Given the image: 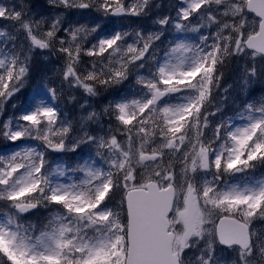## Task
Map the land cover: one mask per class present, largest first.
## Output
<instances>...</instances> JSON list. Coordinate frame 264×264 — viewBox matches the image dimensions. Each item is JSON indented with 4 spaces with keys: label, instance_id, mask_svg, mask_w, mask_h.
Instances as JSON below:
<instances>
[{
    "label": "snow or ice",
    "instance_id": "6c2138e0",
    "mask_svg": "<svg viewBox=\"0 0 264 264\" xmlns=\"http://www.w3.org/2000/svg\"><path fill=\"white\" fill-rule=\"evenodd\" d=\"M48 5L37 12L32 0H0V43L11 57L0 59V140L29 142L0 158L9 213L0 264H159L155 245L165 264H256L264 257L252 228L264 220V95L253 100L250 89L264 92V0H176L155 16L153 0ZM72 10L139 23L77 27L65 20ZM177 52L187 54L178 63ZM36 57L54 66L34 89L46 101L10 114ZM232 64L236 95L222 87ZM101 90L107 102L97 109L91 98ZM65 97L78 118H69ZM68 154L105 167L52 169ZM235 178L251 184H230ZM41 210L42 225L27 222ZM218 246L233 258L222 261Z\"/></svg>",
    "mask_w": 264,
    "mask_h": 264
},
{
    "label": "rangeland",
    "instance_id": "374dc122",
    "mask_svg": "<svg viewBox=\"0 0 264 264\" xmlns=\"http://www.w3.org/2000/svg\"><path fill=\"white\" fill-rule=\"evenodd\" d=\"M43 1L44 0H40V4H42ZM168 1H171V0H168ZM153 2H154V4L158 5V2H161V0H153ZM174 2H176V0H172L171 3L173 4ZM46 4H47V9H48V7H50L48 5V0H47ZM154 11L155 12L152 13L153 16H155L158 13H160L159 8L154 9ZM250 17H251V15H250ZM65 20L73 22L74 26H77V27L80 26V24H83L86 27H92L93 25H91V23H100L101 27H103L104 25H107L109 27L114 28V30H124V31H131L132 28L136 27L137 26L136 24L139 23V20L137 18H123L122 20L113 21V20H110L109 18L101 17V16H99V14L94 13V12H90V11H87V10H80V11L72 10L70 12H66L65 13ZM75 22L79 23V24H75ZM147 23H148V25H151L152 21H148ZM256 30H257V28H256ZM204 35L205 36L208 35L207 29L205 30ZM3 39L4 38H0V41H2ZM1 45L3 46V44L0 43V59H5L6 58L7 49L2 50L1 48H3V47H1ZM185 55H187V54L186 53L177 52V53L174 54L173 58L178 63L179 60L182 59L183 56H185ZM53 67L54 66H52V65H48L47 68H48V70L52 71ZM226 68H225L224 78L228 77V79H227V81L224 82L223 85H224V87H228L229 85H231L230 92L232 93V95H236L240 91V89H239V80H238L239 73L235 71V65L232 64L230 66V68H229V69H232V72H229L228 76H227L226 75ZM33 89L34 88H32V94L30 95V98L34 101V105H35L36 103H39L40 100L43 99V95L40 92L38 94H37V92H35L34 94H36V95H34V98H33V92H34ZM250 93H251V98L253 100H258L261 95H264V92L261 91L259 85H253L252 88L250 89ZM105 96H107V93H105V92H103V90H101V96L95 97V98H91L92 102H93V105L97 109L102 108L103 104L107 102L104 99ZM236 123H239V120H237ZM150 131H151V128H150ZM194 135H195V133H193V136ZM136 146L137 147L139 146L138 143H137ZM1 157L5 158V155L1 156ZM78 161H79V163H88V164L92 165L95 168L105 167L103 161H101L100 158L97 157V158L93 159L92 156H87L84 159H79V158L73 159V161H71L68 166H75ZM58 166L60 168H63L62 162H61V164H60V161L54 162V164L52 166V169H56ZM54 175H56L55 172H54ZM71 175L73 176L74 180H79L81 178L79 175H77L75 173H72ZM255 178L257 180L261 179V173L257 172ZM59 179L63 180L64 178L60 177ZM209 179H211V177H209ZM229 183L232 184V185H236V186H239L241 188H244L245 186L250 185L251 181L245 182L244 180H242L240 178H235V179L229 180ZM174 214H175V208H173L170 217L172 215H174ZM8 215L9 214H6V215L5 214H0V223H6L7 219H8ZM45 216H46V214L44 215V217ZM208 227H211V225H209ZM252 228L254 229L257 238L260 239V240H264V220H256L252 224ZM201 246H202L201 244H198L197 248L192 250L191 260H193V261L195 260V257H196V255L198 253V249ZM217 252L220 255L222 261H230L233 258V256H234V254L230 250L229 251H222V249L219 246L217 247ZM256 264H264V257L257 256L256 257Z\"/></svg>",
    "mask_w": 264,
    "mask_h": 264
},
{
    "label": "trees",
    "instance_id": "16d2710c",
    "mask_svg": "<svg viewBox=\"0 0 264 264\" xmlns=\"http://www.w3.org/2000/svg\"><path fill=\"white\" fill-rule=\"evenodd\" d=\"M32 2L34 3L35 10L37 12H42L43 10L47 9V4H46L47 0H44L42 2V4H40V0H32ZM209 43H211L210 40H209ZM1 47H3V48H1L2 50L5 49L4 46L1 45ZM9 47H10V45H9ZM6 57L9 58V59L11 58L9 53H8V51L6 52ZM42 62L43 63H47L46 61H44L40 57H36L35 58V62L33 64V79H31L26 84L25 89L22 90L21 93L17 94L16 98L13 100V103L17 105V109H12L11 105L8 106V111H9L10 114H14L15 115V114L18 113V111L20 110L21 107L27 106V104H32V105L34 104V101L30 98V95L32 94V88H34V89L36 88V83L40 82L42 84V82H43L42 77L45 74V71H44V66L45 65H42ZM230 66L231 65H229L228 68H230ZM228 68H226V71L229 72ZM126 86L128 87L130 85H126ZM126 89L127 90L123 91V92L125 94H127V95L135 93V92L132 91L131 87L126 88ZM34 92H37V91H34ZM34 92H33V97H34ZM123 92H122V94H124ZM64 101H65V104L67 105L66 111H67V113L69 115V118H74L75 117V109L73 108L71 103H68L67 97L64 98ZM62 107H63V105H62ZM6 143H9V144H6ZM24 143H29V142L17 141L16 144H10V142L0 140V158H2L1 156H4V155H5V158L9 157V155L12 154L13 152L20 150L19 147H21ZM63 161L65 163H69V162L73 161V158H71V154L65 155L63 157ZM4 212H6V210L4 208V205L2 203H0V214H3ZM40 214H42V210L40 212L34 214L33 217L38 218V216Z\"/></svg>",
    "mask_w": 264,
    "mask_h": 264
},
{
    "label": "water",
    "instance_id": "95a60500",
    "mask_svg": "<svg viewBox=\"0 0 264 264\" xmlns=\"http://www.w3.org/2000/svg\"><path fill=\"white\" fill-rule=\"evenodd\" d=\"M111 18H116V17H111ZM217 224H219V221H218ZM221 247H223V246H221ZM153 253L158 258L159 264H165V252H164L163 247H161L159 245H155L154 248H153Z\"/></svg>",
    "mask_w": 264,
    "mask_h": 264
}]
</instances>
